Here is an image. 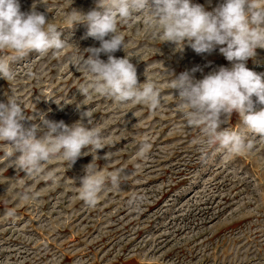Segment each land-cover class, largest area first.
Returning <instances> with one entry per match:
<instances>
[{
  "label": "rangeland",
  "instance_id": "374dc122",
  "mask_svg": "<svg viewBox=\"0 0 264 264\" xmlns=\"http://www.w3.org/2000/svg\"><path fill=\"white\" fill-rule=\"evenodd\" d=\"M192 2L211 11L222 0ZM19 3L23 12L34 6L44 13L67 43L60 51L17 59L11 49H0V59L11 60L15 73L12 80L0 78V102L16 98L30 119L26 127L43 116L71 125L82 114L86 126L102 130L106 146L97 153L83 149L72 166L54 156L30 174L0 143V264H264V136L233 112L222 127L239 132L251 147L233 154L210 143L201 127L187 124L169 85L171 73L196 68L194 76L201 79L231 67L218 48L197 54L185 44L180 51L182 45L153 37L143 14L131 23L118 21L125 47L114 55L130 57L139 83L156 84L161 104L153 110L118 103L83 94L90 77L74 66L76 56L86 59L84 50L99 42L86 36V24L73 26L66 13L87 11L94 0ZM255 52L246 67L264 77V49ZM100 58L107 60L103 53ZM143 141L151 148L139 157ZM91 161L106 177L95 206L79 195ZM116 169L123 170L118 189L107 179ZM24 192L33 198L23 200ZM134 196L143 197L139 207L129 204Z\"/></svg>",
  "mask_w": 264,
  "mask_h": 264
},
{
  "label": "clouds",
  "instance_id": "9594fccd",
  "mask_svg": "<svg viewBox=\"0 0 264 264\" xmlns=\"http://www.w3.org/2000/svg\"><path fill=\"white\" fill-rule=\"evenodd\" d=\"M141 14L153 37L162 36L163 42L182 45L180 51L187 44L197 54L218 48L231 63V67L220 66L201 79L194 76L196 68L178 75L171 73L169 85L179 98L178 107L188 125L201 127L210 143H218L233 154L251 147L239 132L222 127L233 112L251 132L264 136V77L246 67L255 50L264 49V5L259 0H222L211 11L192 0H94L87 11L74 8L66 13L72 25L86 24V36L99 42V47L84 50L89 54L86 59L84 55L74 58V66L90 77L80 89L83 94L95 92L118 103H143L153 110L160 106L161 94L156 84L139 83L130 57L114 55L125 47V40L118 33V21L131 23ZM61 35L62 31L34 6L23 12L19 0H0V49H11L15 53L12 59L33 51H60L67 43ZM102 53L107 60L100 58ZM10 64L11 60L0 59V78H15ZM84 118L81 114L80 120L67 125L43 116L39 124L26 127L23 122L30 119L18 100L10 96L6 103L0 102V143L12 149L19 168L30 174L39 173L54 156L72 166L83 155V149L91 148L97 153L106 146L102 145V130L86 126ZM150 148L143 141L138 156H146ZM108 156L105 153L106 159ZM122 173V169H116L107 177L113 188H119ZM48 175L52 178V173ZM105 181L106 177L91 161L80 178V198L95 206ZM21 198L28 201L33 197L24 192ZM142 199L134 196L129 204L139 207ZM7 214L12 216L14 211Z\"/></svg>",
  "mask_w": 264,
  "mask_h": 264
}]
</instances>
